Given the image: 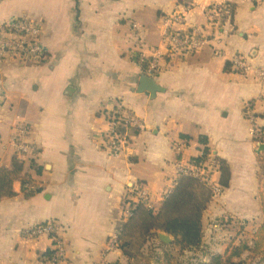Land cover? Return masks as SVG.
<instances>
[{
    "label": "crops",
    "instance_id": "obj_1",
    "mask_svg": "<svg viewBox=\"0 0 264 264\" xmlns=\"http://www.w3.org/2000/svg\"><path fill=\"white\" fill-rule=\"evenodd\" d=\"M225 2L236 13L218 47L167 58L150 77L162 91L155 97L139 93L145 72L131 54V24L141 27L148 46L161 47L167 19L180 29L203 26L206 9ZM183 11L188 21L181 24L173 16ZM146 15L157 23L149 24ZM22 17L42 23L45 54L28 63L0 59V160L3 168H12L9 138L23 120L39 152L29 162L42 171L24 162L22 176L28 174L34 185L28 193L20 179L12 189L0 187V264H50L42 259L51 244L47 238L22 235L48 221L61 228L62 264H107L113 254L108 242L119 229L131 189L144 184L152 200L162 203L177 176L174 144L181 135L192 138L185 150L189 157L203 154L199 138L205 136L211 152L230 164V188L215 197L213 211L261 217L263 158L244 109L254 116L251 123L264 129V84L251 73L225 68L236 56L264 68V5L249 0H0V22ZM120 105L143 128L127 154L116 158L104 149L103 135L107 114ZM219 179L211 183L219 185Z\"/></svg>",
    "mask_w": 264,
    "mask_h": 264
},
{
    "label": "built area",
    "instance_id": "obj_2",
    "mask_svg": "<svg viewBox=\"0 0 264 264\" xmlns=\"http://www.w3.org/2000/svg\"><path fill=\"white\" fill-rule=\"evenodd\" d=\"M249 1L254 5H264V0ZM187 10H191V8ZM234 17L235 12L232 4L225 2L211 5L206 9V23L203 26H192L190 28L180 29L171 24L172 19H167L163 25L162 44H164V47L148 46L143 37L141 27L133 23L131 24L134 42L131 51L132 57L147 76L155 77L161 71L164 65L163 63L169 57L199 52L204 48L218 47L224 33L233 27ZM173 18L176 21L179 19L181 24H183V21H188L185 11L177 12ZM42 40L43 25L39 21L22 17L10 23L0 22V59H13L20 63L40 61L45 54ZM232 63L234 70H238L241 74L252 73L258 82L264 84V68L255 67L249 58L236 56L232 60ZM117 115H119V120L116 119V115L112 116V118H106L107 130L103 135L104 149L110 156L116 158L127 154L130 144L129 132L121 130V127L133 126L139 129L143 128L141 121L136 118L135 114L129 108L122 105L118 106ZM248 120L250 122L254 121V116L250 112ZM253 126L255 128L257 127L255 125ZM254 127L253 132L257 133L255 137H264V133L261 130L255 131ZM8 144L15 151V156L24 162L26 158L38 155L39 153L37 147L30 141V128L23 120L14 125L13 133L9 138ZM187 144L189 142L185 139H179L174 144V150L178 157L177 176L171 182L172 186L169 187V185L165 190L162 201L173 193L179 184L180 178L186 176L200 178L203 176L202 170L207 166L206 160L208 158L204 164H196L185 153ZM0 169H4L1 160ZM213 177L214 175L209 177L211 181ZM218 186L213 185L216 194L220 192ZM24 189L25 193H28L34 189V186L27 184ZM127 201L128 207L124 208L123 213L125 221L132 217L133 211L138 205H144L151 209H155L156 207L149 190L144 184H138L133 187L127 196ZM60 230L61 228L56 222L48 221L44 224L26 228L22 231V235L24 238L33 240L47 238L48 242L51 243L49 249L54 253L51 257L43 256L44 260L50 264H61L65 259L66 248L61 239ZM119 235L120 230H117L110 237L108 251L115 248Z\"/></svg>",
    "mask_w": 264,
    "mask_h": 264
},
{
    "label": "trees",
    "instance_id": "obj_3",
    "mask_svg": "<svg viewBox=\"0 0 264 264\" xmlns=\"http://www.w3.org/2000/svg\"><path fill=\"white\" fill-rule=\"evenodd\" d=\"M232 6L236 13L235 6ZM225 70L227 72H235L233 71L234 68L231 61L227 62ZM246 110L248 109L246 108ZM115 115L117 116L116 119L119 120L117 110L108 113L107 117L112 118V116ZM121 130L129 132L130 142H132V138L139 136L142 132V129L133 126L121 127ZM180 138L187 140L189 142L187 146H190V141L192 139L190 136L181 135ZM199 143L204 146L203 154L191 160L201 165L208 156H210L211 150L208 147L209 140L207 137L201 136L199 138ZM217 160L220 165L219 186L225 191L229 189L231 185V167L227 160L220 158H217ZM30 168L36 172L42 171V168L38 166L34 160H31ZM262 168H264V166ZM23 172L24 161H21L15 156L11 169H0L1 189L3 190L7 187L12 189L13 183L18 179L21 180L24 192L25 185L31 184L34 186L28 174L22 176ZM14 194L13 190H11L10 195L13 196ZM259 194L264 217V191H260ZM216 196L217 194L208 176L206 177V175H204L200 178L189 176L182 177L173 193L162 201L159 208L150 210L147 206L138 205L133 211L132 217H130L127 222H123L120 228L123 233L134 228H139L142 234L149 239L157 238L156 236L149 235L152 229L162 230L175 237V242L169 247H178L184 252L198 251L203 247L204 217ZM258 229L252 246L250 243L244 241L240 242L238 245L232 242L224 254H213L208 262L200 261L195 264H244L241 259L245 253H250L256 257H264V219ZM53 253L54 252L49 249L43 256L51 257ZM235 259L239 261L237 262Z\"/></svg>",
    "mask_w": 264,
    "mask_h": 264
},
{
    "label": "rangeland",
    "instance_id": "obj_4",
    "mask_svg": "<svg viewBox=\"0 0 264 264\" xmlns=\"http://www.w3.org/2000/svg\"><path fill=\"white\" fill-rule=\"evenodd\" d=\"M145 19L148 20L149 24L155 25L157 23L156 20H154L153 18H149L147 15L145 16ZM162 47H164V44H162ZM233 71L241 74L236 69ZM244 110V113H246L244 114L245 118L248 120L249 112L248 110H246V108ZM249 124L252 140L254 141L258 150L259 145L264 144V137H255V134L257 133L253 132V123L249 121ZM254 130L256 131L261 129L258 127H254ZM261 132L264 133V129H262ZM258 154L261 156V158H263L259 170V184L260 191H264V168H262L264 166V152H260ZM186 155L187 157H189L188 153ZM189 158L192 159L191 157ZM217 158L220 157L211 152L210 156L206 160L207 166L202 170L203 176L206 175V177H211L214 175V177L216 176V178L217 175L220 176V165ZM29 161L30 158H26L25 164H28ZM173 179L175 178L172 177L171 182L173 181ZM171 186L172 183L169 187ZM218 187L220 188V192L216 196V198L218 197L217 199H219L220 195L224 192L220 186ZM127 202L128 201L126 197L124 200V208L128 207ZM159 205L156 204L155 209L159 208ZM211 205L206 212V215H208V217L206 216V220L204 223L203 247L200 250L193 252H184L181 251L178 247H169L172 244H164L159 240L157 235L150 234V232L154 229L149 232V235L157 237L154 239H149L148 237L143 235L142 231L139 228H134L123 233L120 227H122L123 222L128 221H125V218H123L121 219L118 226L120 235L117 237L115 248L108 251L109 253L113 254L110 261H107V264H195L200 261L208 262L213 254H224L232 242H235L238 245L240 244V242L244 241L250 243L251 246L253 245V241L255 239L257 231L259 230L258 228H260L261 224L263 223V214L258 218L254 216L251 219H244L235 215L236 213L232 214L227 210V212L224 213L214 212ZM149 209L151 210V208ZM241 260L244 264H264L263 256L256 257L254 255H251L250 253H245ZM235 261L238 262L239 260L235 259Z\"/></svg>",
    "mask_w": 264,
    "mask_h": 264
},
{
    "label": "water",
    "instance_id": "obj_5",
    "mask_svg": "<svg viewBox=\"0 0 264 264\" xmlns=\"http://www.w3.org/2000/svg\"><path fill=\"white\" fill-rule=\"evenodd\" d=\"M161 91L162 88L157 85L156 81L153 78L142 74L139 83V93L149 92L155 97L157 93ZM257 152H264V144L259 145ZM150 234L157 235L159 240L164 244H173L175 241V237L172 234L163 232L161 230L154 229L150 232Z\"/></svg>",
    "mask_w": 264,
    "mask_h": 264
}]
</instances>
